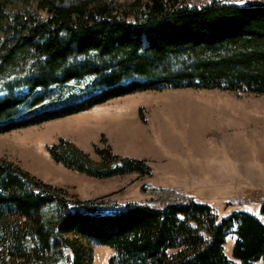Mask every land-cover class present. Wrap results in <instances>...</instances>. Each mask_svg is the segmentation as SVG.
Here are the masks:
<instances>
[{
	"label": "trees",
	"instance_id": "16d2710c",
	"mask_svg": "<svg viewBox=\"0 0 264 264\" xmlns=\"http://www.w3.org/2000/svg\"><path fill=\"white\" fill-rule=\"evenodd\" d=\"M68 1L0 0V134L168 87L264 95V0H134L130 11ZM49 151L96 178L151 173L145 161L109 147L96 151L102 167L64 139ZM141 193L152 198L79 200L0 158V264H91L67 234L110 248L108 264L264 259L263 219L245 211L220 219L210 205L171 188L143 185ZM239 203H259L264 218V192ZM231 234L232 259L225 253Z\"/></svg>",
	"mask_w": 264,
	"mask_h": 264
},
{
	"label": "rangeland",
	"instance_id": "374dc122",
	"mask_svg": "<svg viewBox=\"0 0 264 264\" xmlns=\"http://www.w3.org/2000/svg\"><path fill=\"white\" fill-rule=\"evenodd\" d=\"M133 1L68 3H113L130 11ZM213 1L192 3L201 6ZM11 8L15 7H5L6 11ZM61 139L88 154L91 165L102 167L96 151L109 147L116 155L145 161L151 173L96 178L70 169L49 151ZM0 158L79 200L106 197L110 203L147 202L152 196L141 193V188L148 185L194 195L220 219L245 211L264 220L259 203H239L255 191L264 192V95L221 86L135 92L78 114L0 134ZM66 237L78 241L91 264L109 263L110 248L73 234ZM235 240L231 234L225 244L231 259ZM256 264H264V259Z\"/></svg>",
	"mask_w": 264,
	"mask_h": 264
}]
</instances>
